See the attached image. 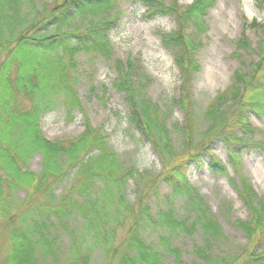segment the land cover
Wrapping results in <instances>:
<instances>
[{"label":"trees","instance_id":"trees-1","mask_svg":"<svg viewBox=\"0 0 264 264\" xmlns=\"http://www.w3.org/2000/svg\"><path fill=\"white\" fill-rule=\"evenodd\" d=\"M142 2L150 8L153 4V0ZM108 3L63 0L52 10L45 7L31 13L26 7L30 8L31 0H0V238L7 237L9 242L5 263L92 264L99 250L104 264H166L165 257L185 264L176 239H194L200 233L203 243H195L193 253L205 264H264V196L246 187L243 196L251 219L234 224L246 231L250 242L258 239L261 245L234 259L215 257L212 244L224 236L221 225L209 216L190 184L191 169L203 167L204 153L211 159L213 173L227 171V165L210 151L211 142H221L238 164L242 148L254 146L246 142L256 130L251 114L264 119L263 35L257 47L260 61L234 72L229 89L218 94L204 112L205 134L199 137L196 132L193 87L202 71L197 55L209 30L206 17L211 0H194L187 7H178L172 0L170 9L178 28L161 35L165 46L176 51L181 86L175 103L184 111L183 126L168 124L169 106L164 109L144 98L142 84L131 80L138 70L132 61H127L126 68L116 62L117 88L126 94L129 123L151 142L163 166L159 174L126 167L110 145L105 127H94L88 119L76 139L51 141L45 136L42 117L57 102L69 111L83 110L73 73L76 54L110 52L108 22L90 24L84 30L73 27V22L78 17L85 20ZM160 10L151 8L150 13L167 14ZM243 38L239 50L254 51L249 38ZM142 75L149 82L148 75ZM177 141L185 153L177 152ZM37 156L42 160L40 172L31 168ZM131 180L144 183L133 203L127 195ZM161 187L169 192L165 194ZM179 193H194L203 206L192 223L179 218L172 208ZM20 194L23 198L17 201ZM152 231L161 233L156 241L148 240Z\"/></svg>","mask_w":264,"mask_h":264},{"label":"rangeland","instance_id":"rangeland-1","mask_svg":"<svg viewBox=\"0 0 264 264\" xmlns=\"http://www.w3.org/2000/svg\"><path fill=\"white\" fill-rule=\"evenodd\" d=\"M63 0H31V13L46 8L52 10ZM109 2L96 9L94 15H88L85 20L78 19L73 27L81 30L90 24L109 23L108 54L82 51L74 58L73 73L77 79L76 90L79 93L83 110L75 108L69 111L62 102L46 112L41 120L45 136L51 141H68L78 138L85 130L88 119L94 127H105L110 137V145L120 155L126 167H132L142 173L159 174L162 164L156 155L151 142L129 123L130 109L125 92L117 88L119 74L116 62L126 68L127 61H132L138 68L132 73L131 80L142 84V94L145 99L161 105L169 106L171 114L168 124L184 125V111L175 101L179 98L181 75L176 64V51L165 46L162 34H171L178 28L177 16L170 9L172 0H153L151 8L161 7L160 11L167 14L154 15L150 7L142 0H104ZM194 0H174L178 7H187ZM261 0H211V6L206 17L208 32L202 36L203 47L197 58L202 65L201 73L196 77L193 87L198 136L206 132L204 112L210 103L221 92H225L232 84L233 74L239 69H248L253 62L260 61L258 43L264 35V9ZM33 7V9L31 8ZM77 9L76 6H72ZM24 12L26 10L24 9ZM26 13H23L25 15ZM33 15L31 16V18ZM75 29V28H72ZM246 35L251 43L247 52L239 50L238 42ZM249 51V52H248ZM75 69V70H74ZM146 73L149 82L144 79ZM24 104L28 103L23 100ZM251 120L256 130L252 137L246 138L247 143L254 146L242 148L235 164L231 161L228 149L218 141H213L209 149L226 166L225 173L215 174L210 170L208 154H203V167L193 166L190 172V184L197 191L208 214L216 218L221 225L224 236L212 244L215 257L228 259L239 257L253 246H260L258 239L250 242L247 233L242 228L234 226L239 222L248 223L251 212L243 194L246 187L253 188L259 196H264V119L251 114ZM177 138V135H175ZM177 148L181 142L177 141ZM41 157L34 158L31 168L42 170ZM70 182L66 183L68 187ZM144 183L131 180L127 186L129 201L134 202L138 191ZM162 192L169 191L161 187ZM189 191V190H186ZM190 193V192H188ZM23 198L18 195L17 201ZM157 213V207L154 205ZM197 196L179 193L173 199L172 208L181 219H197L202 209ZM166 210V206L162 207ZM154 232V231H152ZM158 232V231H157ZM148 232V240L156 241L161 233ZM124 232L121 231L120 235ZM119 237V236H118ZM262 237V235L260 236ZM204 238L198 233L195 238L178 237L176 243L184 251L185 264H205L193 253L195 243L202 244ZM90 243V242H89ZM90 245V244H89ZM8 238H0V264H7ZM104 255L96 250L92 264H104ZM166 264H174L171 257H165Z\"/></svg>","mask_w":264,"mask_h":264}]
</instances>
